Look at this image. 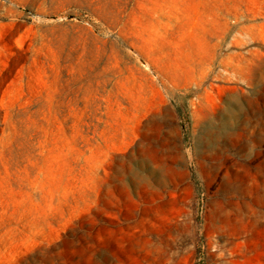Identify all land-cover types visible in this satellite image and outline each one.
I'll return each mask as SVG.
<instances>
[{"label":"rangeland","instance_id":"1","mask_svg":"<svg viewBox=\"0 0 264 264\" xmlns=\"http://www.w3.org/2000/svg\"><path fill=\"white\" fill-rule=\"evenodd\" d=\"M262 207L264 0H0V264H264Z\"/></svg>","mask_w":264,"mask_h":264},{"label":"crops","instance_id":"2","mask_svg":"<svg viewBox=\"0 0 264 264\" xmlns=\"http://www.w3.org/2000/svg\"><path fill=\"white\" fill-rule=\"evenodd\" d=\"M263 209L260 210L261 212V219L260 222V226H259V230L257 233V239L253 240V247L251 248V255H264V207H262Z\"/></svg>","mask_w":264,"mask_h":264},{"label":"bare ground","instance_id":"3","mask_svg":"<svg viewBox=\"0 0 264 264\" xmlns=\"http://www.w3.org/2000/svg\"><path fill=\"white\" fill-rule=\"evenodd\" d=\"M206 43H207V44H206ZM209 43H210V41H207L206 38H204V39H200V40L197 41V45H196V47H199L198 45H201V46H203V47H206V46H207L208 49H209V46H208ZM194 48H195V47H194ZM140 53H141V55H142V54L144 55V53L149 55V53H147V50H142ZM145 67H146V68H150L148 65H145ZM179 74H180V73L177 71L175 75H178L177 77H179Z\"/></svg>","mask_w":264,"mask_h":264}]
</instances>
